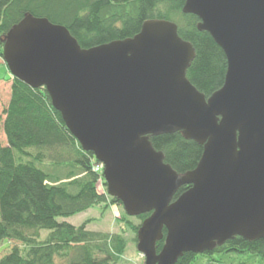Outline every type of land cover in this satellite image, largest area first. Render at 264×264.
Wrapping results in <instances>:
<instances>
[{
	"label": "water",
	"instance_id": "obj_1",
	"mask_svg": "<svg viewBox=\"0 0 264 264\" xmlns=\"http://www.w3.org/2000/svg\"><path fill=\"white\" fill-rule=\"evenodd\" d=\"M182 12L227 60L208 99L186 77L195 50L172 22L82 49L64 26L28 15L4 39L10 74L46 89L82 150L104 165L108 196L129 217L150 214L137 234L145 264H176L236 237L264 240V0H185ZM175 133L204 147L183 174L150 142Z\"/></svg>",
	"mask_w": 264,
	"mask_h": 264
},
{
	"label": "trees",
	"instance_id": "obj_2",
	"mask_svg": "<svg viewBox=\"0 0 264 264\" xmlns=\"http://www.w3.org/2000/svg\"><path fill=\"white\" fill-rule=\"evenodd\" d=\"M184 5L185 0H0V58L5 37L28 15L64 26L82 49L133 38L145 22L163 20L176 24L179 36L193 46L195 59L186 77L208 99L224 85L227 60L212 37L199 31V18L183 14ZM4 115L7 145L0 146V248L7 242H19L24 248H13L0 264L61 260L118 264L126 249L122 236L88 231L87 223L76 228L60 221L108 201L122 204L100 192L104 179L93 171L97 161L71 135L46 89H32L13 78ZM150 142L178 174L194 170L204 151L203 145L182 133L150 137ZM189 189L182 187L174 200ZM149 216L138 219L143 222ZM139 229L140 225L133 228L137 234ZM163 246L164 240L157 243V253ZM216 254L245 256L237 264H264V240L236 237L211 252L186 253L176 264H229L216 259Z\"/></svg>",
	"mask_w": 264,
	"mask_h": 264
},
{
	"label": "rangeland",
	"instance_id": "obj_3",
	"mask_svg": "<svg viewBox=\"0 0 264 264\" xmlns=\"http://www.w3.org/2000/svg\"><path fill=\"white\" fill-rule=\"evenodd\" d=\"M12 75L6 66L3 58H0V146L7 145V138L4 133L3 124L5 121L4 112L7 109L11 98ZM105 181L99 184L100 192H104L107 196V186ZM110 197V196H108ZM112 198V197H110ZM76 228L87 223V230L99 232L103 234H117L122 236L126 242V249L118 264H145L144 256L137 249L138 242L137 233L134 232L135 226H141L143 223L138 217H129L120 205H114L110 201L101 205L95 206L85 213L79 214L69 219H62ZM46 232L42 233V238L45 239ZM15 247L24 248L19 242H7L0 248V259L11 253ZM216 259L224 258L227 263H238L245 259V256L239 255H215ZM204 264V261H202ZM57 264H66L64 261H58ZM215 264V263H211Z\"/></svg>",
	"mask_w": 264,
	"mask_h": 264
},
{
	"label": "built area",
	"instance_id": "obj_4",
	"mask_svg": "<svg viewBox=\"0 0 264 264\" xmlns=\"http://www.w3.org/2000/svg\"><path fill=\"white\" fill-rule=\"evenodd\" d=\"M93 171L102 177L104 171V165L99 162H94Z\"/></svg>",
	"mask_w": 264,
	"mask_h": 264
}]
</instances>
